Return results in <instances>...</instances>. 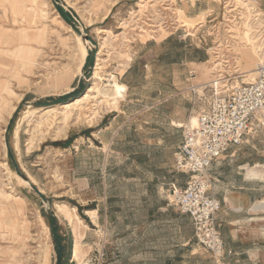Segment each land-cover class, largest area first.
Masks as SVG:
<instances>
[{
	"label": "rangeland",
	"instance_id": "rangeland-1",
	"mask_svg": "<svg viewBox=\"0 0 264 264\" xmlns=\"http://www.w3.org/2000/svg\"><path fill=\"white\" fill-rule=\"evenodd\" d=\"M21 46L31 55L22 68ZM225 48L252 82L250 71L264 64V0H0V264H164L134 252L143 219L134 209L150 183L170 204L179 185L166 183L154 165L171 161L180 134L165 126H176L183 110L186 125L198 117L186 89L211 80L203 64ZM192 70L200 75L191 78ZM97 74L99 89L114 80L122 85L117 107L96 92L64 109ZM246 140L251 160L264 164V121ZM57 205L82 219L79 260ZM258 240L263 255L256 262L264 264V237ZM205 262L235 264L212 256Z\"/></svg>",
	"mask_w": 264,
	"mask_h": 264
},
{
	"label": "crops",
	"instance_id": "crops-1",
	"mask_svg": "<svg viewBox=\"0 0 264 264\" xmlns=\"http://www.w3.org/2000/svg\"><path fill=\"white\" fill-rule=\"evenodd\" d=\"M225 49L223 56L227 55L231 59L234 52ZM210 64L211 60L203 65H208L211 78ZM191 86L193 84L186 91L190 92ZM182 112L185 113L177 115L179 119H176V126L175 121L165 126L166 131L180 134L179 145L182 142L181 127L187 122V113L185 110ZM161 137L165 142V136ZM247 145L248 140L232 148L210 170L213 178L212 193L222 203L217 223L226 249L233 252L227 258L235 264H258L256 261L263 255V247L258 239L264 237V164L262 161L254 163L251 160L250 155L255 152L248 151ZM177 147L171 152V161L156 163L154 166L166 183L180 187L187 178L174 170ZM156 185L150 183L145 187L134 209L135 215L143 218L135 227L134 252L149 254L155 262L162 258L164 264H206L205 260L211 256L193 243L194 227L190 217L158 196Z\"/></svg>",
	"mask_w": 264,
	"mask_h": 264
},
{
	"label": "built area",
	"instance_id": "built-area-1",
	"mask_svg": "<svg viewBox=\"0 0 264 264\" xmlns=\"http://www.w3.org/2000/svg\"><path fill=\"white\" fill-rule=\"evenodd\" d=\"M210 66L211 80L189 88L199 113L195 126L181 127L174 170L187 179L183 186H173L170 205L190 217L193 243L219 263L233 252L226 249L217 223L222 203L212 193L210 170L232 148L244 144L255 123L264 121V65L257 68L252 82H245V73L227 55H217ZM189 75L194 78L198 72L192 70Z\"/></svg>",
	"mask_w": 264,
	"mask_h": 264
},
{
	"label": "bare ground",
	"instance_id": "bare-ground-1",
	"mask_svg": "<svg viewBox=\"0 0 264 264\" xmlns=\"http://www.w3.org/2000/svg\"><path fill=\"white\" fill-rule=\"evenodd\" d=\"M145 2V1H144ZM145 4V3H144ZM247 7L249 8L248 4H246ZM238 6V5H237ZM243 8V7H242ZM250 10V9H249ZM205 12V11H204ZM258 13V12H257ZM37 14V13H36ZM205 14V13H204ZM41 16V15H40ZM43 16V15H42ZM47 16V15H46ZM36 18V17H35ZM236 29V28H235ZM143 30V29H142ZM149 35V34H148ZM141 36V35H140ZM81 37H78V41L80 42V47H81V51H82V54H83V61H85L87 55H88V51H87V48L85 46L84 43H82L81 41ZM245 37V36H244ZM147 38V37H145ZM161 38V37H160ZM127 40V39H126ZM251 41V40H250ZM86 44H88V42H86ZM106 44V43H105ZM103 44V45H105ZM102 45V46H103ZM101 44H100V48L102 47ZM259 47V46H258ZM104 48V47H103ZM102 49V48H101ZM240 49V48H239ZM102 52V51H100ZM17 58L20 59L23 63L22 65L20 66L21 68L23 66H27L25 62H27L28 60H31V55L27 54V52L25 51V48L24 47H20L18 50H17ZM100 55V54H99ZM131 60V59H130ZM25 61V62H24ZM99 61V60H98ZM83 64V63H82ZM81 64V65H82ZM264 65V64H263ZM82 67V66H81ZM251 74H256L255 71H250ZM80 74V72H79ZM101 79L100 75H96L94 77V81H93V84L88 88L87 92L85 93V95L81 98V99H78L77 101L73 102V103H64L62 106L64 109H68V108H71V107H77L79 106L83 101H86L87 99L90 98L91 95L95 94L96 92L100 95H102L104 98L108 99L110 102H113V106L114 107H117V104H118V100L119 99H122L124 97V91L122 89V85L120 83H118L116 80L110 82L107 86H105L103 89H99V84H98V81ZM118 79V78H117ZM94 97V96H93ZM55 106V105H54ZM79 109V107H78ZM55 110V107H48L46 109L47 112H51V111H54ZM43 111V110H42ZM45 111V112H46ZM71 111V110H70ZM70 118L69 115H65V119L66 121ZM45 119V118H44ZM46 122V121H45ZM191 124L193 126H195L197 124V118H194L191 122ZM30 177V176H29ZM31 179V178H30ZM25 184H27V186L29 185V183L23 179H21ZM32 180V179H31ZM67 207V206H66ZM57 208H58V211L61 212L65 219L70 223V226L72 228V233L74 235V237L76 238V241H75V249H74V259L75 260H79V257H80V249H81V235L79 233V224L82 222V219L80 217H78L77 215H72L71 213H68L66 211H64V209L60 206V205H57ZM14 209V207L12 208V210ZM57 210V209H56ZM88 213H93V212H88ZM4 215H6V210H2L1 211V216L3 217ZM1 217V218H2ZM90 217V216H89ZM0 218V219H1ZM1 221V220H0ZM12 223V220H9V221H5L4 222V227H10L9 225H11ZM1 225H3V222H1ZM3 228V226H2ZM5 229V228H4ZM9 229V228H8ZM6 234V236L2 237L4 239H7V233L4 232ZM4 235V234H3ZM39 253V252H38ZM46 264V262H45Z\"/></svg>",
	"mask_w": 264,
	"mask_h": 264
},
{
	"label": "water",
	"instance_id": "water-1",
	"mask_svg": "<svg viewBox=\"0 0 264 264\" xmlns=\"http://www.w3.org/2000/svg\"><path fill=\"white\" fill-rule=\"evenodd\" d=\"M60 10H61V12L64 14V15H67V13H66V8L65 7H63V6H61L60 7ZM83 40H85V42H90V44L91 45H93V46H97V43L93 40V38H91L90 36H83ZM81 80H82V78H81ZM6 144H7V148H8V151H9V153H10V148H9V145H8V142L6 141ZM15 168H17V166H16V164H15ZM17 175L21 178V179H23V180H25V181H27L28 183H29V185H30V187L37 193V195L42 199V201L45 203V204H48L49 203V201H48V199L43 195V193L39 190V189H37L36 187H35V185L31 182V180H29V177H27L25 174H23L20 170H18L17 169Z\"/></svg>",
	"mask_w": 264,
	"mask_h": 264
},
{
	"label": "trees",
	"instance_id": "trees-1",
	"mask_svg": "<svg viewBox=\"0 0 264 264\" xmlns=\"http://www.w3.org/2000/svg\"><path fill=\"white\" fill-rule=\"evenodd\" d=\"M61 14L63 15V17H64L65 19L70 20V18L68 17V15H64L62 12H61ZM57 230H58V229L55 227V228L53 229V232L56 233Z\"/></svg>",
	"mask_w": 264,
	"mask_h": 264
}]
</instances>
